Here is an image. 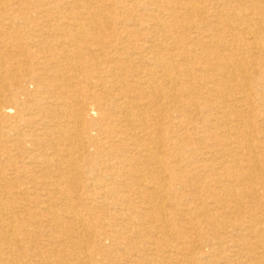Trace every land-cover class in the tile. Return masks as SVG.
I'll return each mask as SVG.
<instances>
[{"label":"bare ground","instance_id":"1","mask_svg":"<svg viewBox=\"0 0 264 264\" xmlns=\"http://www.w3.org/2000/svg\"><path fill=\"white\" fill-rule=\"evenodd\" d=\"M0 264H264V0H0Z\"/></svg>","mask_w":264,"mask_h":264}]
</instances>
